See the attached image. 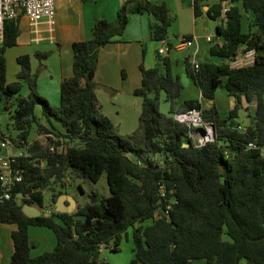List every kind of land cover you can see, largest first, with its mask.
Returning a JSON list of instances; mask_svg holds the SVG:
<instances>
[{
    "label": "trees",
    "instance_id": "obj_1",
    "mask_svg": "<svg viewBox=\"0 0 264 264\" xmlns=\"http://www.w3.org/2000/svg\"><path fill=\"white\" fill-rule=\"evenodd\" d=\"M188 1L194 17L205 13L216 18L224 0ZM227 1L226 21L216 25L220 41L209 46L211 55L219 56L221 62L199 61L195 69L190 56L183 57L201 98L213 99L218 86L232 97L226 116H220L213 105L200 107L198 98L181 99L180 74L173 72L170 57L164 54L160 65L146 67L143 59L139 63L141 81L133 93L141 104L138 125L129 134L119 133L100 109L94 80L98 51L124 31L129 11H146L150 38H166L171 20L164 0H124L114 21L96 18L90 36L72 42V73L61 80L56 105L37 90L38 69L32 70L28 54L17 56L16 79L6 80L5 50L16 43L19 27L16 18L4 20L0 100L18 129L9 138L27 143L29 151L14 161L21 169V181L14 183L10 198L0 199V223L16 225L10 233L9 264H193L195 259L207 264H240L241 259L264 264V0ZM243 11L252 13L247 30H243ZM242 44L255 48L254 62L231 67L229 60ZM144 52L143 47V57ZM22 81L28 86L25 96L19 94ZM162 93L169 103L167 112L159 108ZM37 103L49 124L37 122V133H52L56 138L49 139L62 144L61 149H50L37 137L28 141ZM244 103L246 108L254 103L252 121L240 130L233 119ZM191 107L199 108L203 119L214 126V138L199 146L188 135L189 125L173 115ZM51 117L62 130L56 129ZM249 141L255 146H248ZM103 172L109 194L76 204L70 212L56 210L52 204L50 213L31 217L15 201L20 192L24 202L42 207L45 189L53 201L64 192L69 176L95 182ZM31 225L51 229L55 245L30 254ZM129 228L132 257L122 263L92 258L100 245L118 251Z\"/></svg>",
    "mask_w": 264,
    "mask_h": 264
},
{
    "label": "crops",
    "instance_id": "obj_2",
    "mask_svg": "<svg viewBox=\"0 0 264 264\" xmlns=\"http://www.w3.org/2000/svg\"><path fill=\"white\" fill-rule=\"evenodd\" d=\"M124 0H55V18L52 26L46 20H42L37 30L31 29L30 23L26 15L21 11L16 17L17 25L19 27V34L16 38V43L9 46L5 50L6 59V80L12 81L16 79V73L19 69L17 56L19 54H28L32 70L38 69L37 76V90L44 95L53 105L59 102V85L64 77L70 76L72 73V42L75 40L86 39L90 36V30L96 18L102 17L109 21H114L117 15V10ZM166 2V0H164ZM167 3V2H166ZM204 7V6H203ZM150 14L146 11L128 13V22L124 31L116 36L112 41L102 45L98 51L97 65L94 71V80L97 82L96 96L103 113L108 115L113 121L116 129L121 134L132 133L138 125V115L140 111L141 98L133 93V90L140 85L141 71L139 63L143 59L146 67L153 66L156 63L154 44L150 41L149 32ZM181 36L189 34L195 37V44L189 47L176 49L186 50L185 53L178 54L177 51L171 52L170 49L166 54L170 57L172 63V70L174 73L186 72L184 66V56H193L199 61L212 60L214 62H221V58L217 55L216 58H211L209 46L207 47L206 36L202 37L197 33L193 35L184 30ZM210 35V34H206ZM166 39H168L166 37ZM158 41L159 46V41ZM243 45V44H242ZM144 47V57L142 56V48ZM153 49V50H152ZM47 53L46 56L39 54ZM124 73V74H123ZM187 73V72H186ZM196 86L197 96L194 94H185L180 98H198L200 100V107L213 105L216 108V90L214 97L211 100L201 98L198 86L189 77L187 85ZM223 92L226 93L224 90ZM227 94V93H226ZM164 96V94L162 93ZM228 95V94H227ZM227 106L230 109L233 105L231 96H227ZM238 110V115L233 119L236 124L247 125L252 121V109L254 103H250L246 108V103ZM166 107L169 108L167 101ZM168 108H166L168 110ZM166 110V112H167ZM163 112H165L163 110ZM0 133H2L0 123ZM72 184L64 189L65 196L61 198L58 194L53 201L54 209L64 207L68 201L67 196H72L77 201L69 189ZM14 223L9 225H2L6 231L5 236V251L0 249V264H9V258L12 251V241L10 237L11 231L15 228ZM32 226V225H31ZM38 226V225H37ZM30 226L28 229V233ZM39 232L36 229H33ZM40 232L49 235L47 237V244L51 249L55 245V236L49 231L40 229ZM9 235V240L8 239ZM1 236V234H0ZM7 237V239H6ZM30 249L31 241L29 236ZM1 243V242H0ZM11 249V251H10ZM132 251V250H131ZM102 252L103 259L112 263H122L132 257L131 253L127 259L122 260L113 258L110 260L109 253L115 251L108 247H101L99 255ZM30 254L35 255L31 253ZM197 260V261H195ZM193 260V264H207L205 260ZM240 264H248L246 260L241 259Z\"/></svg>",
    "mask_w": 264,
    "mask_h": 264
},
{
    "label": "rangeland",
    "instance_id": "obj_3",
    "mask_svg": "<svg viewBox=\"0 0 264 264\" xmlns=\"http://www.w3.org/2000/svg\"><path fill=\"white\" fill-rule=\"evenodd\" d=\"M160 1V0H156ZM217 0H207L209 4L215 2ZM166 4L169 8V16H170V24L167 29V41L172 45L170 48V51H177L178 54L185 53L186 50H176L173 46L174 44L179 40V37L182 35L181 33L184 30H188L192 35L193 33H197L202 37H205L206 34H210L213 36V38L216 37V25L221 23L222 18L220 16L216 18H210L205 13L199 14L197 16H193L192 12V5L188 1L185 0H166ZM204 9L207 8V5H204ZM252 13L250 11H243V30L248 29V20L251 17ZM151 44H154V48H157L158 41L151 40ZM211 42H207V47L210 45ZM152 49V50H153ZM211 58H216L215 55H210ZM222 87H218L216 90V109L219 112L220 116H226L229 108L227 106V94L223 92ZM28 93V86L25 81H22V86L19 91V94L21 95H27ZM185 94H194L193 96H197V88L193 85H188L184 87V90L181 91V97H183ZM52 104V103H51ZM167 101L164 99V96L161 95L160 97V105L159 108L161 111L166 112ZM15 106V100L14 98L11 99V110ZM34 114L36 116V120L32 121V126L28 135V141H31L35 137L38 136L39 139H41L43 142L46 141L45 136H43L42 133H37L36 130V124L37 122H41L43 124H48L47 119L41 114V104L37 103L34 107ZM51 122L56 126V129L62 130V125L59 121H57L54 117H51ZM0 123L2 128V133L6 137H15L18 133V129L15 128L13 124L12 117L10 116V112L8 109L4 108V102L0 100ZM49 125V124H48ZM140 134L136 135L137 142L138 139H140ZM4 151H1L3 153ZM261 152L264 155V146L261 148ZM72 184V188L69 189V192L72 193V195L75 197L77 204H83L85 202H93L98 201L101 196H106L109 194V187L107 183V178L105 172L101 173L100 177L97 181L93 182L88 179L84 178H78L76 176H69L67 179V182L62 187L63 189H67L68 185ZM93 192H96V195H93ZM51 192L48 189L44 190V205L47 203H50L51 200L49 199ZM56 198V197H55ZM55 200V199H54ZM53 200V201H54ZM53 203H51L52 205ZM75 207L72 209L74 210ZM71 210V211H72ZM149 222V219L145 221V223ZM2 225H9V223H2ZM33 229L38 230L39 232L34 231ZM40 229H44L46 231H49V233H52L51 229L45 226H37L32 225L30 226L29 230V236L31 241V253L33 254H39L40 252L44 251L45 248H49L47 244V237L49 235H46L44 232H40ZM131 229H128V234L126 237H124L119 245V250L115 251L113 253H109L110 260H114L115 258H119L122 260L127 259V257L133 253L132 250V239H131ZM0 249H4L5 251V236L6 231L1 228L0 229ZM7 239V237H6ZM9 240V235L8 239ZM47 250V249H46ZM11 251V249H10ZM101 259H103L102 252L99 256ZM114 258V259H113ZM128 260V259H127ZM203 260V259H198ZM245 260V259H243ZM197 261V260H195ZM125 262V261H124Z\"/></svg>",
    "mask_w": 264,
    "mask_h": 264
},
{
    "label": "built area",
    "instance_id": "obj_4",
    "mask_svg": "<svg viewBox=\"0 0 264 264\" xmlns=\"http://www.w3.org/2000/svg\"><path fill=\"white\" fill-rule=\"evenodd\" d=\"M229 1H222L220 17L222 18L221 23L224 24L226 21V11L229 8ZM23 12L30 23L31 29L33 31L37 30L38 24L42 20H46L50 26L54 23L55 18V0H0V43L3 41L4 37V20L6 18H16L20 12ZM206 40L209 42L220 41V36L216 34L213 38L211 35H206ZM195 44L194 36H180L179 40L174 44V48H185ZM172 45L167 41L166 38H162L159 41L158 53L164 55ZM256 56V50L254 47L245 48L244 45H240L236 53L229 60V65L231 67H240L248 65L254 62ZM191 58V64L196 69L198 67V61L194 59V54ZM174 117L180 121H184L189 125L188 135L191 137L194 145H202L208 140H212V122L205 121L202 117L201 110L197 107H191L183 112L173 113ZM240 130H245V125L235 124ZM199 128L203 129V134H200ZM46 141H42V144L49 145L50 149H61L62 144L56 145L49 139V136L56 138L52 133L43 132ZM38 138V136H37ZM39 139V138H38ZM28 144H17L12 141L9 137H0V199L10 198L12 195V187L14 183L21 181L22 172L21 169L15 166L14 161L16 156L19 155H29L27 149ZM248 146H255L252 141L248 142ZM1 151H4L1 153ZM150 158L156 159L157 156H151ZM136 162L141 164V160L136 159ZM160 163V161H158ZM160 194H165L164 185L159 186ZM50 203L43 205L42 207L37 206L41 212L45 211L50 213L52 211L53 203L51 197ZM168 203L165 208V212H168ZM104 245H100L99 250Z\"/></svg>",
    "mask_w": 264,
    "mask_h": 264
},
{
    "label": "water",
    "instance_id": "obj_5",
    "mask_svg": "<svg viewBox=\"0 0 264 264\" xmlns=\"http://www.w3.org/2000/svg\"><path fill=\"white\" fill-rule=\"evenodd\" d=\"M186 2H188V0H185ZM154 53H155V58H156V63L155 65H160L161 64V59H162V55L158 53V48H154ZM188 80H189V76L186 72H182L181 75H180V81L182 82V85H187L188 83ZM212 127H213V124H212ZM200 131V134H203V129L202 128H199L198 129ZM214 138V129L212 131V139ZM184 145H188V143H184ZM65 195L64 194H61V198L64 197ZM67 203L64 204V207H60V208H57V210L59 211H66V212H70L74 207H75V200L72 196H67ZM15 201L18 205H21V209L22 211L27 215V216H38L40 215L42 212L41 210L31 204V203H27V202H24L22 200V194L20 192H18L15 196ZM47 212L43 213V214H46ZM99 255V250H96L92 256V258H97Z\"/></svg>",
    "mask_w": 264,
    "mask_h": 264
}]
</instances>
